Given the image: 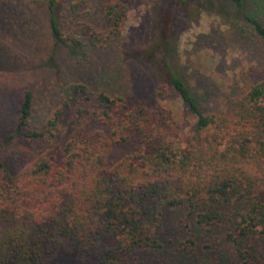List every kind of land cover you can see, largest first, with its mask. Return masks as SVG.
I'll list each match as a JSON object with an SVG mask.
<instances>
[{
    "label": "trees",
    "instance_id": "16d2710c",
    "mask_svg": "<svg viewBox=\"0 0 264 264\" xmlns=\"http://www.w3.org/2000/svg\"><path fill=\"white\" fill-rule=\"evenodd\" d=\"M75 1L40 0L54 49L81 53L86 44L73 30L104 49L120 37L122 3L101 0L102 35L76 23L82 0ZM223 1L243 8L244 0ZM175 4L181 9L186 0H160V7ZM241 18L264 38L260 18L242 11ZM162 54L160 88L175 94L185 109L190 122L182 126L143 99L133 102L129 92L99 91L90 108L76 109L75 133L54 152L64 113L78 99L88 101L89 90L82 82L61 85L49 116L35 112L30 91L20 93L13 126L7 123L3 131L0 124V264H49L58 250L86 243H103L101 264H113L116 252L157 248L162 212L173 207H184L204 228L227 220L235 237L227 236L238 254L247 239L264 242V79L245 90L233 115H208L177 76L167 50ZM106 75L114 80L108 69L98 75L100 84H108ZM19 140L44 142L46 149L18 154L19 166L11 171L2 153ZM130 140L139 141L141 150L107 166L112 144Z\"/></svg>",
    "mask_w": 264,
    "mask_h": 264
},
{
    "label": "rangeland",
    "instance_id": "374dc122",
    "mask_svg": "<svg viewBox=\"0 0 264 264\" xmlns=\"http://www.w3.org/2000/svg\"><path fill=\"white\" fill-rule=\"evenodd\" d=\"M116 1L126 7L120 37L104 49L89 44L73 30L86 45L81 53L71 54L53 48L40 0H0V112L3 110L0 124L3 131L9 126L7 123L14 124L12 120L23 90L32 93L35 112L43 111L49 116L60 101L59 87L74 82L85 84L90 98L78 99L64 113L52 145L54 152H59L75 133L76 109L90 108L93 96L99 91L129 92L133 102L143 99L151 107L169 114L176 127L182 122L189 123L175 94L166 95L160 88L165 84L159 67L162 51L166 50L177 76L198 99L204 114L233 115L245 90L264 79V38L257 37L241 18V11L260 18L264 29V0H244L242 10L223 0H186L181 9L176 4L160 7V0ZM75 21L105 35L101 0H82L75 12ZM167 26L171 28L163 40ZM69 28L65 26L64 30ZM125 56L131 59L120 62ZM108 69L115 74L114 80L107 79L106 75L108 84H100L98 75L107 74ZM138 148L141 150L142 144L137 140L113 143L107 166L132 155ZM45 149L44 142L19 140L7 147L2 156L7 168L16 171L18 154L39 153ZM162 213L157 248L134 247L116 252L113 264H264V242L247 239L238 254L227 236L235 237L227 220L204 228L184 207L164 209ZM102 244L86 243L70 252L58 250L49 264H101L98 248Z\"/></svg>",
    "mask_w": 264,
    "mask_h": 264
}]
</instances>
